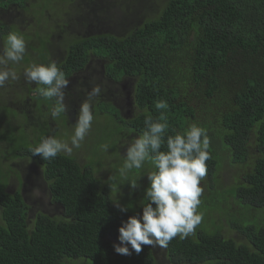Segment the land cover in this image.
I'll return each instance as SVG.
<instances>
[{"label":"trees","instance_id":"1","mask_svg":"<svg viewBox=\"0 0 264 264\" xmlns=\"http://www.w3.org/2000/svg\"><path fill=\"white\" fill-rule=\"evenodd\" d=\"M99 1L0 0V53L9 32L26 42L24 59L8 65L18 78L0 87V264H264V0H153L159 3L125 30L132 11L123 0H114L115 17L113 0L97 8ZM11 4L17 12L6 20L3 8ZM89 7L94 19L83 15ZM99 15L113 28L97 25ZM51 61L69 80L66 111L56 118L54 100L24 75L30 64ZM96 85L101 93L93 98L87 133L94 142L50 160L33 156L44 137L70 142ZM123 86L126 112L118 101ZM158 100L169 107L157 110ZM161 112L168 123L161 151L169 135L193 123L206 130L210 159L200 186L206 179L210 192L209 199L204 191L200 196L201 223L169 241L159 263L152 246L122 255L113 245L122 223L142 215L147 175L155 170L146 161L121 175L123 152L145 131L146 115L156 119ZM107 159L117 161V170L111 166L105 181L99 174ZM30 189L45 191L60 214L28 202L22 191ZM114 200L124 207L130 201L133 212L120 211Z\"/></svg>","mask_w":264,"mask_h":264},{"label":"clouds","instance_id":"2","mask_svg":"<svg viewBox=\"0 0 264 264\" xmlns=\"http://www.w3.org/2000/svg\"><path fill=\"white\" fill-rule=\"evenodd\" d=\"M15 5H10L7 13H16ZM26 53V42L23 35L9 32L3 52L0 53V87L9 80H16L17 73L9 64L20 63ZM26 80L37 86L36 91L46 100H54L51 116L58 117L66 111L65 92L69 85L64 71L55 61L48 64L32 63L24 71ZM101 88L96 85L87 94V99L81 104L74 133L70 142L47 136L32 149L33 156L44 160L55 158L58 154H71L81 146L91 129L94 119L92 112L93 98L98 97ZM157 110L167 109L166 101L158 100ZM145 131L134 138L127 146L121 175L132 169H141L145 162H150L154 169L149 172L150 186L146 189L142 215L130 216L119 228L120 243L114 244L118 254L130 255L142 251L143 246L167 247L169 241L176 236L185 238L192 234L201 223L202 216L197 209L202 194L201 180L207 173L206 162L210 159V140L207 132L201 126L193 123L184 132H177L167 137V150L161 151L164 136L168 129L167 117L161 112L154 119L146 115ZM107 149V146H106ZM133 188L137 183H131ZM112 191L117 189L112 187ZM122 212L127 207L113 201Z\"/></svg>","mask_w":264,"mask_h":264},{"label":"rangeland","instance_id":"3","mask_svg":"<svg viewBox=\"0 0 264 264\" xmlns=\"http://www.w3.org/2000/svg\"><path fill=\"white\" fill-rule=\"evenodd\" d=\"M163 1H165V0H159V2H163ZM159 2L156 1L155 3H153V0H123L122 3L127 7V9L129 11H132V12H128L127 20L125 22H123V25H124L123 29L125 30V29L129 28V26L138 24L139 21L141 20L140 17H142V14L144 12L148 11L150 8H152L153 5H157ZM114 3H115L114 0L109 2V5H110L111 9L113 10V12L111 14L113 17L116 16V10H117V5H115V7H114ZM101 5H103V2L100 0L98 2V4H97V8H100ZM159 6L161 7V4ZM108 8H109V6H106V8H105V12L106 13H108ZM146 8H149V9H146ZM154 8H158V7H154ZM51 9L53 10L54 8L51 6ZM85 9L86 10H85V13L83 15L85 17H87L88 19H91V18L94 19V17H95V14L93 12L94 8L89 7V8H85ZM144 9H146V10H144ZM3 11H4V13H6V12L9 11V9H6L4 7L3 8ZM139 12H141L140 15H139ZM3 17L6 20H10V19H12L13 15H10V14L6 13V15H3ZM95 22L100 27H108V26H111L112 27V24L109 25L107 23H104L102 15H99L98 18L95 19ZM113 23H114V21H113ZM120 25L121 24H118L117 29H119V26ZM10 26L11 27H14L15 25H10ZM72 32H73V30L71 29L69 31L68 35H67V38H70L72 36ZM124 90H126V87L123 86L122 87L123 94H122V97L119 96L118 101H119L120 107L123 109L122 111L123 112H126L128 110V108H129V105L127 103V99H126V95H125ZM112 112H113V109L111 108L110 109V113H112ZM83 142L85 144H90V143L94 142V140H93V138H91L87 134L86 137H85V139L82 141V143ZM85 152H86V150L79 151V156L81 158L84 157L85 156ZM125 153L126 152H123V156H125ZM121 156H122V154H121ZM103 163H104V166H103L104 173L103 174H99V177H102L103 180L108 181L109 174H107V172H109L111 170V166H113L115 163H117V161L116 160H113L112 161L111 159H107V160L103 161ZM113 168L114 169L116 168V170H117V167L113 166ZM15 173H16L15 175L13 174L14 175L13 178L16 179V181L19 182V180L17 179V177L21 173V171L18 170ZM220 176H223V172H220ZM20 177L22 178V175H20ZM230 177H234L235 178V176L232 175V174H230ZM113 181L116 183L115 188L117 189L116 193H118L119 190H120V187H121V186H118L119 185V179L117 178L116 180H113ZM230 181H231V179H230ZM231 183H232V181H231ZM39 189H41V188H39ZM39 189H35V190L30 189L28 191H24V194H26V196H29L27 198V200L29 199L28 202H30V203L34 202V204L36 205V207H41V209H46V211L49 212V214H51V215H59L60 212H59V210L57 208H55L54 206H49V204H48V198H49V196H47V194L45 193V191L39 190ZM203 191H204V195H207L208 196L207 199H209V192H210V190L208 189V181L206 179H204ZM213 191H214V189L211 190V192H213ZM27 192H29L31 195L27 194ZM129 202L127 203V209H128L127 212L128 213H132L133 212V208H132L131 204H129ZM37 205H39V206H37ZM226 235H228V233H226ZM229 235H230V237L235 238L240 243L246 242L245 238L243 236H241V235H238L237 233H229ZM152 248H153L154 253H155L156 257H157V261L159 263L160 262H163V259H164V256H163V253H164L163 247H160L159 245H155V246H152ZM164 264H167V263H164Z\"/></svg>","mask_w":264,"mask_h":264},{"label":"flooded vegetation","instance_id":"4","mask_svg":"<svg viewBox=\"0 0 264 264\" xmlns=\"http://www.w3.org/2000/svg\"><path fill=\"white\" fill-rule=\"evenodd\" d=\"M22 193H24V190L22 191ZM27 199V198H26ZM133 251V250H132ZM154 251V250H153Z\"/></svg>","mask_w":264,"mask_h":264}]
</instances>
